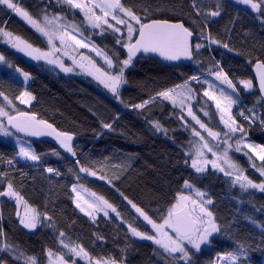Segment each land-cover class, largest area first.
<instances>
[{"label": "trees", "instance_id": "trees-1", "mask_svg": "<svg viewBox=\"0 0 264 264\" xmlns=\"http://www.w3.org/2000/svg\"><path fill=\"white\" fill-rule=\"evenodd\" d=\"M122 2L142 17L147 7L150 15L144 22L167 19L184 23L196 37L194 45H203L198 51L193 48V63L172 68L153 59L134 60L124 73L127 83L120 88L119 96L111 98L90 82L63 76L51 65L32 62L30 57L0 43L5 62L13 69L27 72L31 79L27 91L35 99L28 107L21 106V110L34 114L38 120L47 121L59 131L72 134L76 152L73 157L57 144V140L51 143L30 139L40 156L39 165L31 167L13 158H0V173H7V176H0V191H4L6 183L11 181L29 205L42 216L46 214L52 218L49 228L28 232L18 220L16 205L1 199L0 264H25L26 257H35L38 264H47L49 250L62 254L60 239L71 246L82 245L93 258L114 257L123 264H183L173 261L157 246L132 238L128 223L142 232L150 233V228L120 193L160 222L179 194L196 198V189L206 193L205 199H212L213 203L208 207L222 231L208 249L193 255L195 264H213L218 253L239 251L238 244H243L246 249L239 264H264V192L242 191L238 185L232 184L231 177L211 167L204 174L194 172L191 169L193 156L189 153L199 138L193 136L191 128L200 130L184 116L183 110L157 96L160 91L189 81L195 91L191 102L194 111L208 127L223 134L225 130L217 115L210 113L209 118L202 115L207 107L214 112L203 95L207 88L203 82L222 68L237 87L235 97L240 96L246 109L264 119V106L251 73L257 59L264 60V21L251 11L238 8L230 0H196L203 13L215 10L219 3L221 14L217 19L197 15L192 0ZM19 3L37 18L42 10L49 14L69 13L68 7L54 0H19ZM0 26H6L7 31L23 37L37 48H48L41 36L4 6H0ZM87 31L84 29V36L114 63L127 58L126 49L122 47L125 37L109 31L92 36ZM201 32L210 34L219 43H210ZM117 39L122 43L118 44ZM224 44L228 48L223 47ZM193 76L200 77V80H191ZM241 80H251L254 87L244 89L239 83ZM152 97L156 99L144 108L134 107ZM239 110H243L242 107L236 110L234 117L243 124L247 137L264 146V131L244 120L238 114ZM156 122L166 131H158L154 126ZM104 124L112 127L105 128ZM237 139L235 137L232 143ZM231 156L246 170L250 179L257 183L264 180L249 166L243 151L238 153L233 149ZM81 165L96 171L97 175L80 172ZM49 167L61 175L48 173L46 169ZM101 175L104 180L99 178ZM186 180L194 185L193 189L184 188ZM73 184L83 185L90 192L103 196L117 208L123 220L121 217H99L93 221L86 217L75 206L71 191ZM60 232L65 233L63 238L59 236Z\"/></svg>", "mask_w": 264, "mask_h": 264}, {"label": "snow or ice", "instance_id": "snow-or-ice-1", "mask_svg": "<svg viewBox=\"0 0 264 264\" xmlns=\"http://www.w3.org/2000/svg\"><path fill=\"white\" fill-rule=\"evenodd\" d=\"M235 2L247 6L252 12L258 14V18L264 21V0H235ZM56 3L66 5L68 10L72 11L73 14H75L74 10H79L83 16L84 23L92 29H99L101 33L107 29H112L114 33H120L123 36L124 33L117 26L123 25L127 30L126 42L122 43L121 39H117V43H122V47L127 49V58L118 61V63H114L113 59L99 50L89 38L84 37L79 25L68 22L65 16L49 14L46 10H42L37 18L24 7H21L19 0H0V6H4L7 10H10L21 18L27 26L44 37L47 41L48 48L47 50H42L35 47L23 37L7 31L6 26H0V40H3L11 48L33 60H44L49 64L59 66L66 73L72 72L73 68L66 67L63 60L57 55V53H60L71 59L74 65L86 70L88 75L93 76L115 96H119L121 86L127 83L124 75L125 70L132 64L133 59L138 53H158L165 60L177 61L181 58L192 59L193 48L198 51L203 47L201 43L193 45L192 37L194 33L182 22L173 23L167 19H150L148 22H144V19L150 15L147 7L144 8V16L142 17L132 7H126L122 0H56ZM192 7L197 15L218 17L221 14L219 3L216 4L215 10H209L207 13H203L197 7L196 0H192ZM110 21H115V24ZM134 25H138V27ZM201 35L210 43H219L210 34L204 35L201 32ZM223 47L228 48V45L224 44ZM79 49H90L97 56H102L107 68L115 69V71H106L96 66L95 62L83 53H80L79 59H77V56L72 53L78 52ZM4 61L5 57L3 54H0V62ZM82 61H87L88 65L86 66ZM9 66L11 67V65ZM255 69L259 79V90L264 92V60L257 59ZM15 71L20 73L25 81L30 78L27 72H23L19 68H16ZM212 75L215 76L220 85H226L227 89L231 90L227 91L224 87L214 85L207 80L203 82L207 85V88L203 91V95L215 102V107L220 113V121L223 123L226 131L223 134L214 131L193 113L190 104L187 105L186 110L188 115L199 125L200 129L207 133V136L212 141L216 142L213 145L200 131L192 127L191 132L193 136L199 139L193 143V150L189 153L194 157L191 161V167L197 173H204L207 171L208 165H210L214 171L231 177L232 184L238 185L242 191L256 189L264 192V180L257 183L250 179L245 174L246 170L235 163L229 155L230 150L233 149L238 153L243 151L244 156L247 157L249 166L255 169L260 177L264 178V146L247 142V133L243 124L239 123L232 114L233 106L238 103V97L234 98V95L238 91L236 85L222 68L212 73ZM190 79L199 81L200 77L193 76ZM239 83L243 85L244 89L250 90L254 87L251 80H241ZM194 95L195 91L190 86L189 81L157 93V96L171 101L173 105L178 104L182 109L185 108L188 101L194 98ZM0 97H3L8 105L15 108V105L12 104V101L3 91H0ZM16 99L21 103L28 104L35 97L30 92L24 91ZM155 99L156 97H152L150 100L134 105V107L142 109ZM248 111L251 115H245L243 110H239L238 114L244 120L251 122L260 120V123L264 125V119L256 116L251 109ZM204 114L206 116L208 115V113ZM0 118L7 119V126L4 120L0 119V135L13 136L15 133H24L28 136L35 137L54 136L66 152L70 153L73 157L76 156L72 145L73 135L57 130L47 121L38 120L34 114L16 110V114L13 115L6 110L5 105L0 104ZM154 126L158 131H166L159 122H156ZM104 127L111 128L112 125L104 124ZM10 129H14L15 132ZM236 133H241L242 135L236 140L235 145L228 143V140ZM221 144L225 145L223 152L218 153L214 151V148H219ZM208 153L214 159H208ZM18 154L26 160H40L39 155L30 147H25L23 144L20 145ZM256 159L261 164L258 165L255 162ZM8 163L11 164L12 161L9 160ZM76 163L79 164V160ZM46 171L48 173H55L57 176L61 175L58 170L51 167L47 168ZM79 171L92 176L97 175L96 171L83 165L80 166ZM0 176H7V173H0ZM99 178L101 180L105 179L102 175ZM77 179H79V176H77ZM108 183L111 184V181L109 180ZM183 186L186 189L194 188V185L187 180ZM71 191L76 194L74 197L75 206L86 216L91 217L93 221L97 219L96 213H103L105 217H108L109 211L115 213L117 217H121V213L112 203L103 196L85 189L83 185L77 186L73 184ZM117 191L119 190L117 189ZM81 192H87L90 199H84ZM120 195L135 210V213L139 217H142L143 221L147 222V225H150L151 229L154 230L152 234L142 232L131 223H128L127 227L132 236L138 237L141 240L151 241L162 249L168 257H172L173 261H182L183 264H195L193 255L200 253L202 246H211L214 243V237L222 231L213 212L208 207V205L213 203L212 199H205L206 193L199 189L195 190L196 198H193L191 195H184L183 193L179 194L176 202L168 208L166 215L161 217L160 222H157V220L149 216L143 208L133 203L123 193H120ZM0 196L15 199L18 204L21 202L24 203V216L19 222L25 228L35 229L37 224L42 222L40 213L34 208L30 209V206L27 205L23 196L14 189L11 181L6 183V189L4 191H0ZM81 201H83V204ZM17 216H20L19 212H17ZM44 219L51 220L52 218L45 214ZM121 219L123 220L122 217ZM0 235H3V233L0 232ZM59 236L63 238L65 233L60 232ZM98 239L102 238L98 237ZM60 244L68 249V254L87 260L88 264H123L122 261H117L114 257L93 258L82 245L71 246L65 243L64 239H60ZM4 247L7 248L9 246L4 245ZM237 247L239 251L229 250L218 253L214 258L213 264H239L241 256L244 255L246 249L243 244H238ZM47 255L49 257H56L54 262L50 261V264H69V261L65 259L64 255L54 254L51 250L48 251ZM19 258L17 257V259ZM25 264H38V261L35 257H26ZM71 264H76V260L72 259Z\"/></svg>", "mask_w": 264, "mask_h": 264}, {"label": "rangeland", "instance_id": "rangeland-1", "mask_svg": "<svg viewBox=\"0 0 264 264\" xmlns=\"http://www.w3.org/2000/svg\"><path fill=\"white\" fill-rule=\"evenodd\" d=\"M41 1H47V0H41ZM56 1V0H54ZM235 2V0H233ZM65 7H67L66 5H63ZM245 6V5H244ZM246 8H248L246 6ZM249 11L250 8H248ZM69 13H60L59 15H62V16H65L67 18V21L68 22H71V23H74L76 25H79L80 27V31H82L84 33V29H88V33H90L92 36H95L96 33H101V31L99 29H92L90 26H88L87 24L84 23V20H83V16L82 14L79 12V10H74L75 14H73V12H70L68 10ZM252 12V11H251ZM254 13V12H252ZM255 15H258L256 13H254ZM215 19H217L218 17H213ZM23 21V20H22ZM24 22V21H23ZM63 22V21H62ZM111 23L115 24V21H110ZM25 23V22H24ZM134 23V22H133ZM118 27L121 28V32L124 33L123 36H121L120 33H114L112 29H107L106 31H109V32H112L114 33L115 35H118L119 37H125V41H126V28L123 26V25H117ZM136 27H138V25H134ZM29 27V26H28ZM30 28V27H29ZM106 28V26H105ZM33 30V29H32ZM34 31V30H33ZM105 32V31H104ZM38 34V33H37ZM39 36H41L40 34H38ZM84 35V34H83ZM42 37V36H41ZM85 37V36H84ZM45 41L46 39L44 37H42ZM47 42V41H46ZM0 43L9 48V49H12L14 50L15 52L17 53H20L22 55H24L23 53L21 52H18L16 51L15 49L11 48L10 45H7L6 43L3 42V40H0ZM94 44V43H93ZM97 47V46H96ZM98 48V47H97ZM99 49V48H98ZM100 50V49H99ZM80 53H83L85 56H88L92 61L95 62L96 66L106 70V71H115V69H108L107 68V65L103 59L102 56H97L95 52L91 51L90 49H79L78 52H74L72 53L73 55H76L77 56V59H79V54ZM104 53V52H103ZM0 54H2L0 52ZM58 56H60V58L63 60L64 62V65L66 67H72L73 68V71L72 72H64L59 66L55 65V64H49L47 63L46 61L44 60H39L40 62L42 63H45V64H49L51 65L52 68H54L58 73L62 74L63 76H66V77H76V78H79L83 81H86V82H90L92 85H94L100 92H102L103 94L111 97V98H115L116 96L113 95L108 89H106L101 83H99V81H97L93 76L91 75H88L87 74V71L84 70V69H81L80 67L76 66L73 64L72 60L69 59L68 57L66 56H63L62 54L60 53H57ZM25 56V55H24ZM32 62H38L37 60H32ZM82 63H84L86 66L88 65V62L87 61H82ZM30 77V76H29ZM30 81L31 79L29 78L27 81L24 80L23 76L16 72L15 69H13L12 67H10L5 61L4 62H0V91H3L5 93V95L12 101V104L15 105V108H13L12 106L8 105L7 104V101H5L3 99V97H1V101L3 105H5L6 107V110L9 111L11 114L15 115L16 114V110H19V111H22L21 110V106H24V107H28L31 103H32V100L30 101V103L28 104H24V103H21L18 99H16V97H18L21 92H24V91H27V88L30 84ZM207 81H209L210 83L212 84H215L219 87H224L227 91H229L225 86L226 85H220L219 81L216 80L215 76H211ZM28 92V91H27ZM195 96V95H194ZM169 101V100H168ZM170 103H172L171 101H169ZM191 102L192 100L188 101L185 108H181L178 104L177 105H174V106H177L179 107L181 110H183L184 112V116L195 126L197 127L200 132L205 136L206 139H208L210 141V143H212L213 145L216 143L215 141H212L211 138H209L207 136V133L204 132L202 129H200L199 125H197L195 123L194 120H192L191 116L188 115L187 113V110H186V107L187 105L190 104L191 106ZM208 102L213 106V109H214V112H211L209 111L208 107L205 108V110H203V116H205V118H209V116H211L212 113H214L215 115H217V118H218V121L220 122L222 128L226 131V129L224 128V125L223 123L220 121V113L219 111L216 109L215 107V102L214 101H210L208 99ZM208 106V105H207ZM239 103H237V105L234 107L233 106V109H232V114L234 116L236 110L239 108ZM192 108V111L193 113L201 120V118L199 117V115L197 114V112L194 111L193 107L191 106ZM241 108V107H240ZM204 113H208V115L206 116ZM211 113V114H210ZM258 114V113H257ZM258 116L260 117V115L258 114ZM0 119H3L4 120V123L5 125L7 126V119L6 118H0ZM202 121V120H201ZM203 122V121H202ZM205 123V122H203ZM11 131L15 132L14 129H10ZM214 131H217V130H214ZM242 134L241 133H236L235 135H233L229 140H228V143L230 144H233L235 145V142L232 143V140L235 138V137H240ZM28 139H30V136L29 137H26V136H20L18 133H15V135L13 136H3V135H0V158H13V159H16L18 162H20L21 164L23 165H27V166H36V165H39L41 163V160L39 161H31V160H26L24 159L23 157H21L18 153H19V147L21 144H23L25 147H30L35 153V148L34 146L32 145V142L29 141ZM247 139V142H250V139H248V137H246ZM225 145L221 144L219 148H214V151H217L218 153H222L223 152V149H224ZM231 151L229 152V155L231 156ZM37 154V153H36ZM38 155V154H37ZM254 155V154H253ZM208 156V159H214L212 157V155L210 153L207 154ZM194 157H192L193 159ZM232 158V156H231ZM232 160L234 161V159L232 158ZM258 163H261L258 159H256ZM209 167H211L210 165H208L207 167V171L209 169ZM191 169L195 172V170L191 167ZM206 171V172H207ZM204 172V173H206ZM197 173V172H196ZM204 173H198V174H204ZM86 175V174H85ZM14 186V185H13ZM79 186V185H77ZM14 189L16 190V188L14 187ZM78 190H79V187H78ZM17 191V190H16ZM249 192H258L260 193L259 190H256V189H249L247 190ZM262 193V192H261ZM76 194L74 193V196ZM81 195L83 196L84 199H90L89 195L87 192H81ZM1 199H6L8 201H11L13 202L16 207H17V212L20 213V216H17L18 217V220L20 221V219L24 216V209H25V205L23 202L21 203H17L15 199H12V198H8V197H2L0 196V200ZM81 203L83 204V201H81ZM28 206H30V209L31 208H34L32 207L31 205H29L27 203ZM36 209V208H34ZM37 210V209H36ZM79 210V209H78ZM80 211V210H79ZM38 212V210H37ZM81 212V211H80ZM39 213V212H38ZM82 214H84L83 212H81ZM137 214V213H136ZM41 215V214H40ZM85 215V214H84ZM97 216V219L99 217H103V218H106V219H111L112 217H115L117 219V216L115 215V213H112L111 211H109V216L108 217H105L103 215V213H96L95 214ZM138 215V214H137ZM86 216V215H85ZM88 217L89 219H91V217L89 216H86ZM139 217V215H138ZM141 220H143L142 217H139ZM96 219V220H97ZM92 220V219H91ZM95 220V221H96ZM41 223H38L37 224V227L35 229H27L25 228L22 224L21 226L28 232H36L38 230H40L41 228H49L50 227V220H46L44 219V216L41 215ZM146 225H147V222L143 221ZM149 228H150V234L154 233V230L151 229V226L150 225H147ZM129 233L130 235L132 236L130 230H129ZM217 236V235H216ZM215 236V237H216ZM214 237V239H215ZM132 238H134L135 240L137 241H140V242H145V243H149V244H152V245H155L153 244L151 241H147V240H141L139 239L138 237H134L132 236ZM157 246V245H155ZM158 247V246H157ZM210 247V246H209ZM209 247H205V246H202V251L205 250V249H208ZM62 254H58V255H64L65 259L69 261V264H71V260L72 259H75L76 260V264H88V261L87 260H84L82 258H79V257H74V256H71L70 254H68V249L64 248L63 245H62ZM159 248V247H158ZM55 254V253H54ZM198 254V253H197ZM55 256L53 257H49L48 256V262L47 264H50V261H55ZM182 262V261H181ZM183 263V262H182Z\"/></svg>", "mask_w": 264, "mask_h": 264}, {"label": "water", "instance_id": "water-1", "mask_svg": "<svg viewBox=\"0 0 264 264\" xmlns=\"http://www.w3.org/2000/svg\"><path fill=\"white\" fill-rule=\"evenodd\" d=\"M173 23H175V22H173ZM195 38H196L195 35H193V37H192L193 45H194ZM126 54H127V50H126ZM139 59H153V60L160 62L161 64H163L165 66L177 68V67H182V66H190L193 62L194 54H193L192 59L181 58L180 60H177V61H169V60H165L158 53H143V52H141V53L137 54V56L133 59V61L139 60ZM251 73H252V76L255 80V84L257 87L258 94H259L260 99H261L263 106H264V92H261L259 90V79H258L257 71L255 69V65L252 67ZM46 140H53L55 142L56 139L54 140L53 138H50V136H47Z\"/></svg>", "mask_w": 264, "mask_h": 264}, {"label": "flooded vegetation", "instance_id": "flooded-vegetation-1", "mask_svg": "<svg viewBox=\"0 0 264 264\" xmlns=\"http://www.w3.org/2000/svg\"><path fill=\"white\" fill-rule=\"evenodd\" d=\"M233 4H235L238 8H241V9H244V10H246V11H249V9L248 8H246V6H244V5H241V4H238V3H236V2H234L233 0H230ZM32 137V139H41V140H45V137H43V136H39V137H35V136H31ZM50 142L51 143H55V142H52L51 140H50ZM58 145H59V143H57Z\"/></svg>", "mask_w": 264, "mask_h": 264}, {"label": "built area", "instance_id": "built-area-1", "mask_svg": "<svg viewBox=\"0 0 264 264\" xmlns=\"http://www.w3.org/2000/svg\"><path fill=\"white\" fill-rule=\"evenodd\" d=\"M246 115H251V113L246 109ZM255 126H258L262 129H264V125H262L260 122H258L257 120H255V122H252Z\"/></svg>", "mask_w": 264, "mask_h": 264}, {"label": "crops", "instance_id": "crops-1", "mask_svg": "<svg viewBox=\"0 0 264 264\" xmlns=\"http://www.w3.org/2000/svg\"><path fill=\"white\" fill-rule=\"evenodd\" d=\"M225 87H226V86H225ZM226 88H227V87H226ZM228 90H229V89H228ZM229 91H231V90H229ZM234 98H236L235 95H234ZM207 99H209V98L207 97ZM209 100L211 101V99H209ZM235 106H236V105H235ZM235 106H234V107H235ZM248 139H249V138H248ZM250 141H251V140H250ZM251 142H252V141H251ZM252 143H253V142H252ZM253 144H255V143H253Z\"/></svg>", "mask_w": 264, "mask_h": 264}]
</instances>
